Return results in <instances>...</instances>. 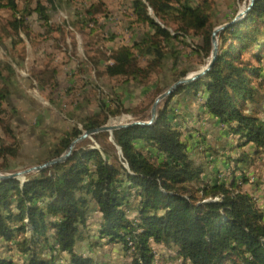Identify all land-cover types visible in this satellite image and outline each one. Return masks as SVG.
I'll use <instances>...</instances> for the list:
<instances>
[{
    "label": "trees",
    "instance_id": "16d2710c",
    "mask_svg": "<svg viewBox=\"0 0 264 264\" xmlns=\"http://www.w3.org/2000/svg\"><path fill=\"white\" fill-rule=\"evenodd\" d=\"M131 1L133 16L146 31L104 59L106 76L148 85L155 75L164 77L170 70L175 82L195 69L184 47L192 49L203 69L208 65L216 27L214 0ZM20 4L46 26H52L57 14L69 26L78 22L90 26L102 11V2L85 0L75 10L76 19L70 20L73 0H0V15L12 12L9 25L22 37L14 46L24 42L28 26L25 15H19ZM159 20L172 21L176 27ZM115 37L113 33L111 38ZM4 55L0 122L19 72L13 52L5 49ZM165 90L159 86L157 96ZM181 94L201 99L205 112L236 136L240 147L253 144L256 154L264 150V0H255L245 17L219 34L214 66L168 97L153 125L91 135L66 162L0 180V264H97L94 256L76 250L78 242L90 240L89 214L94 205L102 214L101 238L122 242L128 251L133 242L132 264H264V208L247 187L252 183L248 174L252 160L246 151L229 156L227 180L206 181L212 162L200 152L196 156L194 138L184 132L188 121L171 105ZM110 96L108 100L100 96L99 113L77 122L41 163L62 155L86 130L134 112L119 93ZM94 138H111L119 156L107 157ZM196 145L202 151V145ZM17 152L1 142L0 172L12 171L7 160Z\"/></svg>",
    "mask_w": 264,
    "mask_h": 264
},
{
    "label": "rangeland",
    "instance_id": "374dc122",
    "mask_svg": "<svg viewBox=\"0 0 264 264\" xmlns=\"http://www.w3.org/2000/svg\"><path fill=\"white\" fill-rule=\"evenodd\" d=\"M96 1L102 2V11L95 14L97 23L90 26L82 22L69 26L59 14L52 20V26H46L37 20V14H27L20 4L19 15H25L28 26L25 30L26 39L15 46L14 41L22 37L9 25L13 14L9 10L1 13L0 68L4 66L5 49L13 52L19 64L18 78L11 82L12 95L6 104L7 113L4 121L0 122V146L5 141L18 149L16 155L8 157L9 170H22L44 161L56 142L68 134L77 122L99 113L100 96L108 100L110 94L119 93L124 104L133 109V113L114 117V124L146 120L150 117L154 99L158 97L156 93L159 86L165 90L174 83L170 70L164 72V77L155 75L148 85L127 83L104 74V59L112 55L117 46L140 39L146 26L133 16L131 0ZM84 2L85 0H73L69 9L70 20L76 19L75 10L82 7ZM249 2L250 0H214L213 23L216 27L225 23L246 8ZM159 21L171 28L176 27L172 21ZM52 27L60 29L52 30ZM113 33L116 36L114 39L111 38ZM184 50L188 62L192 63L191 67L195 66L190 73L200 72L203 69L200 59L190 47H184ZM200 102L199 98L181 94L174 98L171 105L188 121L184 132L188 138H194L191 145L196 156L199 157L201 153V156H207L212 162L206 181L214 183L218 179L227 180L230 165L226 158L246 151L252 160L248 173L252 183L247 187L264 208V150L256 154L255 147L251 146L253 144L240 147L239 139L218 126L213 115L205 116V109ZM261 110L264 120V103ZM197 142L202 145V151L195 147ZM93 143L107 157L120 154L111 138H94ZM210 148H213L214 153ZM1 162L3 159L0 158ZM98 214L95 209L89 214V233L90 237L97 235L103 241L98 232L99 224L95 225ZM91 249L88 242L76 244L79 252L81 250L88 253ZM93 252L97 264H129L128 258L131 257L128 248L119 244L105 247L102 252ZM17 263L21 264L19 261Z\"/></svg>",
    "mask_w": 264,
    "mask_h": 264
},
{
    "label": "water",
    "instance_id": "95a60500",
    "mask_svg": "<svg viewBox=\"0 0 264 264\" xmlns=\"http://www.w3.org/2000/svg\"><path fill=\"white\" fill-rule=\"evenodd\" d=\"M254 3H255V0H250L248 6H246V8H244L241 12H239L232 21L225 22L214 28L213 35H212L213 52H212L211 60L209 61L208 65L200 72L190 73L187 76L175 81L164 92H162L155 99L153 103L149 119H146V120L138 119V120H133V121L126 122V123H116V124L113 123V124L102 125L97 128H90L86 130V132H84L82 135L75 138L69 145L68 149L62 155L54 157L43 163L27 167L22 170L12 171V172H0V180H6V179L14 178V177H22L25 175H30V174L39 172L45 168L51 167L53 165L66 162L69 159V157L72 155L75 147L79 143L83 142L85 139L90 137L91 135L99 134L100 132H107V131L112 133L116 129L124 128V127H131L135 125H143V126L153 125L158 117L159 108L161 104L168 97L173 95L180 87L185 86L193 82L194 80H197L198 78H201L202 76H204L214 66L216 59H217V55L219 53V34L223 30L231 27L236 22L240 21L243 17H245L253 8Z\"/></svg>",
    "mask_w": 264,
    "mask_h": 264
},
{
    "label": "crops",
    "instance_id": "0c3cea01",
    "mask_svg": "<svg viewBox=\"0 0 264 264\" xmlns=\"http://www.w3.org/2000/svg\"><path fill=\"white\" fill-rule=\"evenodd\" d=\"M207 114H209V113H207V112H205V116L207 115ZM211 115V114H210ZM201 116V115H200ZM199 116V117H200ZM214 120L215 121H218L217 119H215L214 118ZM201 123H203L202 121H200ZM200 122H198V123H200ZM218 126H220L222 129H223V127H222V125H220L219 124V122H218V124H217ZM224 130V129H223ZM252 147H254L253 145H251ZM250 146V147H251ZM92 209H95L96 210V212H97V214L99 215L98 216V221H97V223H95V225L97 226L98 224H99V221H100V218H101V216H102V214H101V212L100 211H98L97 210V206L96 205H94L93 206V208ZM131 215H134V212H132L131 211V213H130ZM90 217V216H89ZM91 218V217H90ZM89 224H90V222H89ZM93 234H95V231H93ZM92 238H94V239H92ZM104 240L103 241H101V239H99L98 237H97V235H93V236H91L90 237V240H86V241H80V243H81V245H82V243H85V242H88L89 244H90V246L92 247V249H91V251L90 252H84V251H81L80 250V252H82V253H84V254H87V255H91V256H95L94 254V250L96 251V252H102V250H104L105 249V247H111V246H113V245H117V244H119V245H121V246H123L122 245V243L121 242H109V240L107 239V238H103ZM97 254V253H96ZM96 257V256H95ZM129 259V264H131V261H132V258L131 257H129L128 258ZM99 264V263H98ZM100 264H102V263H100ZM103 264H105V263H103Z\"/></svg>",
    "mask_w": 264,
    "mask_h": 264
},
{
    "label": "bare ground",
    "instance_id": "6f19581e",
    "mask_svg": "<svg viewBox=\"0 0 264 264\" xmlns=\"http://www.w3.org/2000/svg\"><path fill=\"white\" fill-rule=\"evenodd\" d=\"M150 10H153L152 7H150ZM107 63H108V62H107ZM218 198H219V195H218V196H215V199H218ZM129 246H130L129 248H130V250H131V249L133 248V242H130V243H129ZM128 252L130 253V251H128Z\"/></svg>",
    "mask_w": 264,
    "mask_h": 264
},
{
    "label": "built area",
    "instance_id": "2783aa9c",
    "mask_svg": "<svg viewBox=\"0 0 264 264\" xmlns=\"http://www.w3.org/2000/svg\"><path fill=\"white\" fill-rule=\"evenodd\" d=\"M131 250H132V249H131ZM131 250H130V251H131Z\"/></svg>",
    "mask_w": 264,
    "mask_h": 264
}]
</instances>
